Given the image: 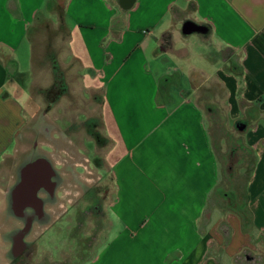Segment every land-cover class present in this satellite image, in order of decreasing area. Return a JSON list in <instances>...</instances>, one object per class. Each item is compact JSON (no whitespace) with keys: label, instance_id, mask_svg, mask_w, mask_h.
Wrapping results in <instances>:
<instances>
[{"label":"crops","instance_id":"1","mask_svg":"<svg viewBox=\"0 0 264 264\" xmlns=\"http://www.w3.org/2000/svg\"><path fill=\"white\" fill-rule=\"evenodd\" d=\"M186 22L199 31L184 35ZM50 26L64 31L83 80L101 86L114 147L116 227L83 264H264V0H134L128 8L120 0H0V264L33 257L27 237L44 215L40 193H53L50 163H26L29 116L9 84V72L31 68L35 29ZM211 80L231 112L245 103L258 114L245 133L255 156L246 231L240 211L205 215L220 169L191 92Z\"/></svg>","mask_w":264,"mask_h":264},{"label":"rangeland","instance_id":"2","mask_svg":"<svg viewBox=\"0 0 264 264\" xmlns=\"http://www.w3.org/2000/svg\"><path fill=\"white\" fill-rule=\"evenodd\" d=\"M32 36L31 68L22 65L25 75L9 72V84L23 96L29 116L26 144L34 149L26 163L49 162L55 187L52 197L40 193L44 215L27 237L35 244L27 264H83L107 241L117 222L110 208L116 197L111 176L114 147L102 121L103 91L94 81L83 80L58 26L36 28ZM233 65L238 70L235 61ZM191 93L203 111L220 169L205 215L218 208L240 211L247 220L244 186L255 156L245 133L258 114L245 103H240L238 114L231 112L226 92L215 80ZM227 199L236 202L226 205ZM46 226L50 229L42 232Z\"/></svg>","mask_w":264,"mask_h":264},{"label":"water","instance_id":"3","mask_svg":"<svg viewBox=\"0 0 264 264\" xmlns=\"http://www.w3.org/2000/svg\"><path fill=\"white\" fill-rule=\"evenodd\" d=\"M134 0H120V4L124 8H128L133 4ZM199 27L191 22H186L182 26V33L184 35H189L195 31H199Z\"/></svg>","mask_w":264,"mask_h":264},{"label":"trees","instance_id":"4","mask_svg":"<svg viewBox=\"0 0 264 264\" xmlns=\"http://www.w3.org/2000/svg\"><path fill=\"white\" fill-rule=\"evenodd\" d=\"M252 168H253V165H252ZM245 207L246 206H244L243 212L247 215V220L244 218L242 212L239 215L241 217L243 229H245V231H246L247 230L246 229V225L249 224L250 218H249V212H248L247 208H245ZM220 231H221V233L223 234V236L225 238V242H227L229 240V234H230L229 228L227 226H225V225H222L221 228H220Z\"/></svg>","mask_w":264,"mask_h":264},{"label":"flooded vegetation","instance_id":"5","mask_svg":"<svg viewBox=\"0 0 264 264\" xmlns=\"http://www.w3.org/2000/svg\"><path fill=\"white\" fill-rule=\"evenodd\" d=\"M53 177H52V172H51V182L53 183V186L55 187V183L53 182ZM43 180V179H42ZM49 189H50V187H49ZM42 192H44L45 194H46V192L44 191V190H42ZM41 192V193H42ZM53 192H54V188H53ZM53 194V193H52ZM47 195V194H46ZM48 197H50V196H48ZM52 197V196H51ZM43 205H44V203H43ZM17 240H19L18 238H17ZM19 242V241H18Z\"/></svg>","mask_w":264,"mask_h":264}]
</instances>
